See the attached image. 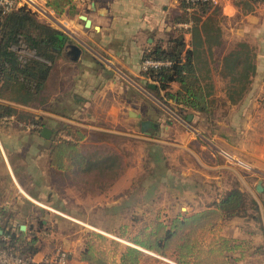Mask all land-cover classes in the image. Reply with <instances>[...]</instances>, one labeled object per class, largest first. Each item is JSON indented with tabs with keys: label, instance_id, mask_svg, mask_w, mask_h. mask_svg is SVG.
I'll return each instance as SVG.
<instances>
[{
	"label": "crops",
	"instance_id": "0c3cea01",
	"mask_svg": "<svg viewBox=\"0 0 264 264\" xmlns=\"http://www.w3.org/2000/svg\"><path fill=\"white\" fill-rule=\"evenodd\" d=\"M32 1V11L38 20L63 32L68 37V42L50 73L44 104L24 106L4 97L0 98V105L10 106L35 117L40 121L41 129L47 128L51 131L50 138L46 140L40 136V132L19 127V123L24 125L25 122H18L7 128L0 125V221L7 223L6 229L10 232L25 233L29 229V234L25 233L26 238L34 236L32 227H27L26 223L20 224L24 219L17 213L16 208L22 205L38 206L39 212L47 215L50 214L48 212L55 211V214L67 219L82 221L63 208L79 204L82 187L89 182L86 175L98 170L90 167L84 175L75 169L59 170L50 165V147L56 139L77 143L66 131L68 129L81 135L82 138L77 144L89 158L95 157L96 153H99L100 158L106 156L101 155L99 147L95 149L92 145L98 144L112 149V142L125 141L129 137L140 139L157 151L164 146H170V150L185 154L190 151L191 145L199 144L198 140H206L200 129L195 128L202 119L198 113L190 110L181 112L179 107L170 104L171 109H174V118L167 116L165 119H156L150 118L148 114L145 116L137 107V99L143 96L144 91L150 93L148 87L146 88L150 82L144 80L141 70L144 55L156 44L167 46V40L178 35L183 37L188 50L191 48L194 30L197 31L199 40L204 42V26L211 28V34L216 39L212 43L210 54L206 47L201 48L205 49L201 54V62L207 64L200 71V76L212 88L214 86L215 90L221 87L222 79L226 80L225 59L237 51L239 45H245L249 55L251 53L249 60L253 65V72L249 76H252L253 83L247 87L248 92L246 91L251 97L248 100L246 98L239 107L243 111L254 109V117H243L244 125L248 130L250 126L259 127L253 132L249 131L247 137H256L258 146H263L264 151V106L260 107V100L256 101L252 97L254 94L264 95L263 4L246 6L250 7L247 11L235 0H216L194 26L191 22L184 23L179 20L184 17L179 0H73L72 7L60 16H56L46 7L47 0ZM195 13L199 16L198 12ZM80 16L88 19L89 27L85 26ZM71 45L80 50L76 61L71 60L69 54ZM257 79H260L259 86ZM228 86L227 83L225 88ZM171 89L178 90V85L173 84ZM188 115L191 116L189 120ZM140 121L150 123L147 134L138 129ZM130 125L134 127L133 132L139 130L140 137L130 135ZM184 135L185 141L181 139ZM212 138H217L216 134ZM222 138V144H225L223 141L227 137L222 135ZM202 148L200 144V149L203 150ZM243 148L245 147L240 146L239 150L242 151ZM254 159L255 173L264 179V155H256ZM205 169L216 177L221 174V179L216 181L217 187L222 189V195L215 201L217 203L230 190L222 183L224 167ZM258 181L262 182L264 193V180ZM258 181L253 187L255 192ZM118 184L119 181L114 188L122 189V183ZM92 199L96 201L97 196ZM254 201L258 203L256 198ZM88 203L87 205H91V202ZM36 220L44 228L48 225V220ZM259 220L264 231L262 213ZM236 222L237 219L234 220ZM21 226L25 227L24 231L20 230ZM40 232L42 231L39 230L38 233ZM0 233L2 234L1 231ZM231 238L239 241L244 239L235 232ZM250 239L254 241L256 237ZM44 255L36 254L34 259L39 260ZM69 264L88 263L72 260Z\"/></svg>",
	"mask_w": 264,
	"mask_h": 264
},
{
	"label": "rangeland",
	"instance_id": "374dc122",
	"mask_svg": "<svg viewBox=\"0 0 264 264\" xmlns=\"http://www.w3.org/2000/svg\"><path fill=\"white\" fill-rule=\"evenodd\" d=\"M248 3L250 7L261 4ZM250 7L244 8L248 11ZM19 54L24 58L34 57V54L26 49H21ZM250 79L247 86L245 85L246 91L253 83L252 76ZM222 80L219 90L218 88L215 90L214 86L212 88L211 99L214 103L211 117H202L200 125L195 127L200 129L206 140L203 142L198 140L199 144L191 145L190 151L186 154L170 150V146L155 151L140 139L131 137L125 141L112 142V149L107 145V147L92 145L95 149L97 147L101 149V155L116 158L119 164L115 173L100 176L96 175V171L87 174L85 178L89 182L82 187L79 204L63 208L82 221L67 219L55 214V211L48 212L49 215L40 213L38 206L17 207V213L24 219L20 224L26 223L27 227H32L31 231L37 240L35 247L39 250L37 254L48 255L63 251L67 254L69 263L72 260H79L80 253L88 246H93L106 250L117 262L125 248L135 247L139 251L142 250L145 256L140 264H176L170 254L161 256L164 260L156 259L150 255L155 253L140 249L133 240H140V233L156 223L168 224L177 215L190 216L215 203L222 195H220L222 189L216 185L217 179H221V174L216 177L205 168L224 167L222 183L225 188H238L249 200L254 201L256 198L258 211H253L248 204L244 214L223 222L217 231L202 235L200 244L208 250L211 243H216L218 238L226 239L232 241L234 247L239 246L227 253L228 264H264V231L259 220L261 213L264 216V193H257L253 188L256 181L264 180L255 173L253 166L256 163L254 156L262 157L264 151L263 146H258L256 137H247L249 131L253 132L259 127L250 126L248 130L243 117H254V109L243 111L239 107L246 98L248 100L249 96L251 97V94L244 91L240 98H235L239 94V88L229 86L225 88L228 81ZM259 80L257 79V86L260 85ZM228 93L232 94L230 95L232 99L228 97ZM252 97L256 101L260 100L258 103L260 107L264 106V95L254 94ZM137 100H139L137 107L146 114L145 116L149 115L150 118L156 119L175 116L174 109L163 104L154 94L144 91L143 96ZM138 129L140 130V127ZM138 129L133 132L134 127L130 125V135L140 137ZM214 134L217 138H212ZM222 135L227 137L223 141L226 145L222 144ZM184 137L185 135L181 139L184 140ZM166 141L170 142L169 139ZM200 144L203 150L200 149ZM240 146H244V150H239ZM220 152L232 158L226 160ZM90 159L101 158L99 153H96L95 157L91 156ZM233 159L240 164L232 162ZM117 181L119 184L122 183V189L114 188ZM94 196H97L96 201L92 199ZM84 197L86 199H83ZM88 202H91V205H87ZM36 219L48 220V225L44 228ZM39 230L42 232L38 233ZM234 232L244 237L243 241L233 240L231 237ZM25 233L29 234V229H26ZM96 235L104 240L97 239ZM254 236L256 240L253 241L250 237ZM27 238L30 239V236ZM112 243H116L118 247H113Z\"/></svg>",
	"mask_w": 264,
	"mask_h": 264
},
{
	"label": "trees",
	"instance_id": "16d2710c",
	"mask_svg": "<svg viewBox=\"0 0 264 264\" xmlns=\"http://www.w3.org/2000/svg\"><path fill=\"white\" fill-rule=\"evenodd\" d=\"M179 1L184 16L179 20L184 23L191 22L194 26L212 5L197 3L188 6L182 0ZM235 2L244 7L248 6V2L264 5V0ZM72 4L73 0H47L46 7L56 16H60L70 9ZM187 8L190 11H187ZM195 12H198L199 16L195 15ZM202 31L206 34L204 42L199 40V35L194 30L191 48L188 50L180 35L168 39L167 46L154 45L144 55L142 61L145 59L168 61L170 66L145 71L143 78L146 82L155 84L154 89H148L147 86L146 88L166 106L172 104L179 107L181 112L190 110L209 118L214 102L211 99L210 83L200 76V71L207 64L201 62V54L205 50L201 48L206 47L210 54L216 38L211 34V28L204 26ZM67 42L68 37L63 32L39 21L36 14L26 7H17L7 14L0 10V98L4 97L10 102L24 106L44 104L47 81ZM21 49L32 52L34 57H21L19 54ZM244 49L248 50L245 45H239L238 50L224 61V78L228 81L229 87L239 88V94L235 98H240L246 91L249 75L253 72L249 51L245 52ZM173 84L178 85V90L172 91ZM232 94L228 93V97ZM8 116H14L18 122L42 126L35 117L23 114L10 106L0 105V118ZM41 130L30 131L39 133ZM66 131L77 140V143L81 140V135L69 129ZM77 143L56 139L50 147V165L59 170L75 169L84 175L88 173L90 167H95L98 170L96 175L100 176H104L107 171L115 173L119 164L116 158L106 156L91 160ZM248 204L253 211H258L255 201L249 200L238 188H231L217 203H213L207 209L190 216L177 215L168 224L156 223L150 229L141 232L140 240L134 239L133 243L145 251L163 257L170 254L176 264H228L227 253L239 246L234 247L232 241L218 238L216 243H211L210 249L205 250L200 244V238L206 233L217 231L223 222L244 214ZM6 224L3 222L0 226L2 232L0 237L6 238L0 241V246L22 258H33L39 251L35 247L37 242L35 236L29 239L25 233L10 232L6 229ZM95 237L104 240L97 235ZM111 245L118 247L116 243ZM144 257L143 252L129 247L120 253L116 262L106 250L88 246L80 253L79 260L88 264H140Z\"/></svg>",
	"mask_w": 264,
	"mask_h": 264
},
{
	"label": "built area",
	"instance_id": "2783aa9c",
	"mask_svg": "<svg viewBox=\"0 0 264 264\" xmlns=\"http://www.w3.org/2000/svg\"><path fill=\"white\" fill-rule=\"evenodd\" d=\"M182 1L188 6L195 5L197 3L214 4L216 2L215 0H182ZM17 7H26L32 11L33 1L32 0H0V10L3 14L10 13L11 11L15 10ZM187 9H188L187 11H190L189 8ZM169 66H170V62L168 61L145 59L141 63V70L145 72L148 70H157ZM17 123L18 121L14 116L0 118V125L6 128L16 125ZM19 127H23L27 131L41 129V127L38 125H31V124L22 125L21 123H19ZM220 155L224 157L226 160L232 158L230 155L225 154L224 152H220ZM232 162L236 163L237 165L240 164L234 159ZM1 240H6V238L0 237V241ZM150 255L156 259L164 260L162 258L163 256L161 257V255L158 254H150ZM0 264H69V263H68V256L63 251H56L51 254L44 255L39 260H36L34 259V257L22 258L13 251L4 249L0 246Z\"/></svg>",
	"mask_w": 264,
	"mask_h": 264
},
{
	"label": "water",
	"instance_id": "95a60500",
	"mask_svg": "<svg viewBox=\"0 0 264 264\" xmlns=\"http://www.w3.org/2000/svg\"><path fill=\"white\" fill-rule=\"evenodd\" d=\"M80 19L84 22L86 27H89L90 22L88 21V19H86V17L80 16ZM69 48H70L69 54L71 56V60L76 61L78 59L79 54H80V50L77 47L73 46V45L69 46ZM147 87H148V89H154L155 88V84L150 83V84L147 85ZM138 118H140V117L138 116ZM190 118H191V116L188 115L187 119L189 120ZM149 125H150L149 122L140 121L139 122L140 132L143 133V134H147L146 130L149 127ZM40 136L47 140L51 136V131L49 129H47V128H43L40 131ZM256 192L257 193H262L263 192V187H262V182L261 181H258V183L256 185ZM24 228H25L24 226H21L20 230L24 231ZM135 249H137V248H135ZM140 251L143 252L142 250H140Z\"/></svg>",
	"mask_w": 264,
	"mask_h": 264
}]
</instances>
